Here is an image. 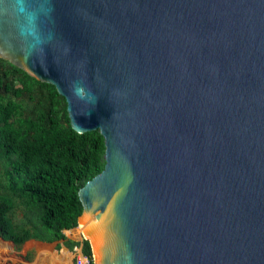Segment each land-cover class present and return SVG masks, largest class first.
Instances as JSON below:
<instances>
[{"label": "water", "instance_id": "obj_1", "mask_svg": "<svg viewBox=\"0 0 264 264\" xmlns=\"http://www.w3.org/2000/svg\"><path fill=\"white\" fill-rule=\"evenodd\" d=\"M53 2L35 39L0 6V59L103 138L77 193L93 264H264V0Z\"/></svg>", "mask_w": 264, "mask_h": 264}, {"label": "trees", "instance_id": "obj_2", "mask_svg": "<svg viewBox=\"0 0 264 264\" xmlns=\"http://www.w3.org/2000/svg\"><path fill=\"white\" fill-rule=\"evenodd\" d=\"M103 166L99 132H74L52 85L0 59V241L15 249L30 240L78 246L63 232L81 237L79 228L66 230L82 212L77 193ZM84 252L91 259L87 242ZM69 254L63 248L54 261L70 264Z\"/></svg>", "mask_w": 264, "mask_h": 264}, {"label": "clouds", "instance_id": "obj_3", "mask_svg": "<svg viewBox=\"0 0 264 264\" xmlns=\"http://www.w3.org/2000/svg\"><path fill=\"white\" fill-rule=\"evenodd\" d=\"M7 4L12 15L17 20L19 35L24 38L37 37V27L41 15L54 19L55 12L53 0H0V6ZM54 35V34H52ZM50 38H52L50 36ZM30 55L26 53L25 56ZM70 92L73 97L84 100L86 97L93 104L96 97L92 94L89 87H85L80 80H73L70 85Z\"/></svg>", "mask_w": 264, "mask_h": 264}, {"label": "rangeland", "instance_id": "obj_4", "mask_svg": "<svg viewBox=\"0 0 264 264\" xmlns=\"http://www.w3.org/2000/svg\"><path fill=\"white\" fill-rule=\"evenodd\" d=\"M19 217L20 216L18 215L16 217V220ZM78 228H79V225H77V227H75L73 230L78 229ZM67 235L65 234L66 239L73 240V242H79L82 245H84L85 242H87L84 240L82 234H80L81 237L79 238H73L72 237L73 233L69 234V236L71 237H68ZM53 244L54 243L47 244V243H40L36 241H27L22 246H20L18 249H15L11 243L6 244L0 241V264H59L58 262L54 261V258H55L54 250H57L56 253L60 254V251L63 249V247L61 244L60 248L57 249L56 246H53ZM88 248L91 253L89 243H88ZM34 252L37 254L36 255L37 257L32 261L31 257L32 255L35 254ZM69 255L71 256L70 257V260H71L74 254H69ZM91 259H92V256H91Z\"/></svg>", "mask_w": 264, "mask_h": 264}, {"label": "built area", "instance_id": "obj_5", "mask_svg": "<svg viewBox=\"0 0 264 264\" xmlns=\"http://www.w3.org/2000/svg\"><path fill=\"white\" fill-rule=\"evenodd\" d=\"M66 250L71 254H74L73 258L70 260V264H93L92 259H90V257L84 252V245L79 244L71 250Z\"/></svg>", "mask_w": 264, "mask_h": 264}, {"label": "crops", "instance_id": "obj_6", "mask_svg": "<svg viewBox=\"0 0 264 264\" xmlns=\"http://www.w3.org/2000/svg\"><path fill=\"white\" fill-rule=\"evenodd\" d=\"M74 229V228H73ZM73 229H66V230H73ZM62 232H63V230H62ZM63 234L65 235V233L63 232ZM69 240V239H68ZM30 241H35V240H30ZM70 241H73V240H70ZM36 242H40V241H36ZM40 243H47V242H40ZM79 243V242H78ZM47 244H51V243H47ZM58 244H59V246L62 244V242H58ZM79 244H81V243H79ZM57 245V243H54L53 244V246H56ZM62 247L64 248V249H67L66 247H64L63 246V244H62ZM55 252L57 251V250H54ZM35 253V252H34ZM37 254L35 253L34 255H32V257H31V259H32V261L37 257L36 256ZM30 259V260H31Z\"/></svg>", "mask_w": 264, "mask_h": 264}, {"label": "bare ground", "instance_id": "obj_7", "mask_svg": "<svg viewBox=\"0 0 264 264\" xmlns=\"http://www.w3.org/2000/svg\"><path fill=\"white\" fill-rule=\"evenodd\" d=\"M79 230H80V233L82 234V231H81L80 227H79Z\"/></svg>", "mask_w": 264, "mask_h": 264}]
</instances>
